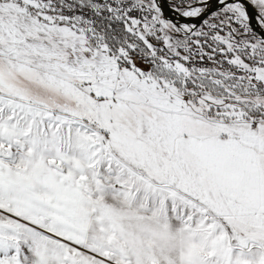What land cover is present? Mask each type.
<instances>
[{
    "label": "snow or ice",
    "instance_id": "1",
    "mask_svg": "<svg viewBox=\"0 0 264 264\" xmlns=\"http://www.w3.org/2000/svg\"><path fill=\"white\" fill-rule=\"evenodd\" d=\"M0 264H264V0H0Z\"/></svg>",
    "mask_w": 264,
    "mask_h": 264
}]
</instances>
